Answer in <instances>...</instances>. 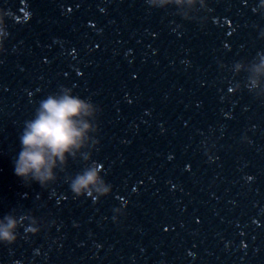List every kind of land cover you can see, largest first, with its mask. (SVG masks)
Segmentation results:
<instances>
[{"label":"water","instance_id":"1","mask_svg":"<svg viewBox=\"0 0 264 264\" xmlns=\"http://www.w3.org/2000/svg\"><path fill=\"white\" fill-rule=\"evenodd\" d=\"M204 4L0 0L10 15L0 56V222L21 221L17 243L5 247L9 264H264V8ZM73 85L97 107L84 119L99 124V147L86 141L57 162L49 190L23 182L14 161L25 121ZM93 162L113 186L97 204L69 189ZM117 197L128 202L118 224ZM25 227L40 234L25 239Z\"/></svg>","mask_w":264,"mask_h":264},{"label":"clouds","instance_id":"2","mask_svg":"<svg viewBox=\"0 0 264 264\" xmlns=\"http://www.w3.org/2000/svg\"><path fill=\"white\" fill-rule=\"evenodd\" d=\"M169 2L180 4L181 0H169ZM194 2L196 0H188L189 4ZM199 2L202 7L205 6L204 0ZM260 8H264V0H259V5L252 11L256 13ZM9 17V13L0 11V56L6 53L4 40L9 35L6 30V21ZM27 19L29 15L26 14L25 20ZM211 21L215 24L216 19L211 18ZM224 47L227 49L229 46L226 44ZM261 62L264 64V57L261 58ZM74 87L75 85L72 88L61 86L57 93L42 99L35 110L34 118L25 121L23 132L19 136L20 150L14 161V174L23 182L28 183L30 178L42 189L49 190V185L56 180L53 168L57 167V162L60 166L65 165L67 157H75L76 152L84 147L86 141L99 147V124H90L84 119V117H94L97 107L74 95ZM237 91L238 89L231 85L228 87L229 94L235 95ZM28 95L31 96L32 93L29 92ZM89 132L94 133V136L90 137ZM243 142L252 143L247 135L243 137ZM208 159L213 160L211 153H208ZM102 173H105L103 165L93 162L83 174L72 179L69 189L73 198H90L93 204H97L102 198L113 195V186L104 181ZM52 194L55 195L54 190ZM117 198L121 201V207L113 209V222L118 224L120 218L127 215L125 206L128 202L122 197ZM20 224L21 221L9 216L5 217V221L0 222V246L11 248L17 243L20 237L12 230ZM53 226L55 224L49 230ZM23 233L24 238L27 239L29 236L39 235L40 229L25 227Z\"/></svg>","mask_w":264,"mask_h":264},{"label":"snow or ice","instance_id":"3","mask_svg":"<svg viewBox=\"0 0 264 264\" xmlns=\"http://www.w3.org/2000/svg\"><path fill=\"white\" fill-rule=\"evenodd\" d=\"M242 2L244 3V6H247V0H242ZM223 24H224V25L231 26V25H230V22H229L228 19H225V20L223 21ZM215 25H217V26H221V25H220V20H219V19H216ZM90 26H91V27H95V25H90ZM228 34L231 35V32H229ZM224 46H226V44H225ZM171 159H172V157L169 156V160H171ZM188 171H191V168H190V167L188 168ZM249 178L252 179V177H248V179H249ZM133 191H135V189H134ZM117 199H118V198H117ZM165 231H167V229H165ZM189 255H191V253H189Z\"/></svg>","mask_w":264,"mask_h":264}]
</instances>
